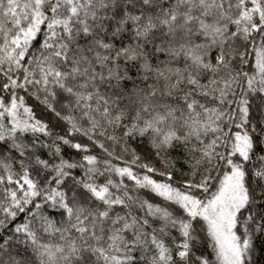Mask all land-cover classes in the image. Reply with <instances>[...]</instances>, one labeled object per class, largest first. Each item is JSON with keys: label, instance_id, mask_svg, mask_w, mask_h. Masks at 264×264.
Segmentation results:
<instances>
[{"label": "snow or ice", "instance_id": "6c2138e0", "mask_svg": "<svg viewBox=\"0 0 264 264\" xmlns=\"http://www.w3.org/2000/svg\"><path fill=\"white\" fill-rule=\"evenodd\" d=\"M0 264H264V0H0Z\"/></svg>", "mask_w": 264, "mask_h": 264}]
</instances>
